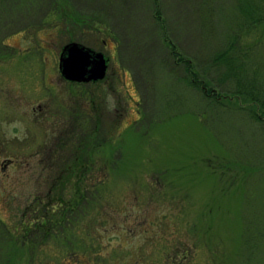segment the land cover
Instances as JSON below:
<instances>
[{
  "label": "rangeland",
  "instance_id": "rangeland-1",
  "mask_svg": "<svg viewBox=\"0 0 264 264\" xmlns=\"http://www.w3.org/2000/svg\"><path fill=\"white\" fill-rule=\"evenodd\" d=\"M5 2L25 17L20 29L0 17V264H264V115L224 90L234 76L210 58L241 35L236 0ZM244 40L264 86V23ZM71 41L104 53L103 79L62 78ZM170 42L188 61H170ZM72 114L87 120L83 142L43 169ZM80 190L65 216L56 205ZM38 218L35 247L20 249L23 223Z\"/></svg>",
  "mask_w": 264,
  "mask_h": 264
},
{
  "label": "trees",
  "instance_id": "trees-1",
  "mask_svg": "<svg viewBox=\"0 0 264 264\" xmlns=\"http://www.w3.org/2000/svg\"><path fill=\"white\" fill-rule=\"evenodd\" d=\"M5 1L6 0H2V3L0 4V10H1L0 17L1 18L3 17L1 21V27H3V24L9 25L8 23L10 22L14 23L17 21V23H15L14 26L17 25L16 28L18 27V29H20L21 28L20 23L22 22L25 16L22 14H18L16 17L10 15L9 11L5 10L3 7L7 5ZM236 8L240 11V17L242 21L240 22L241 26L239 28L241 35L238 36L236 34H233L230 38V41H227L226 46L220 49L219 52L218 50L215 51L213 55L210 56V58H212V65H216L219 68L220 67L223 68V71H224L222 75L223 80H229L232 76H234L235 81H233L234 83L233 88L228 90V88L230 87L227 86V88H225L224 90H227V93H230V95L242 94V95H245L246 97H250L251 101L259 105V110L264 115V86L262 84L260 85L258 84V81H256V77L254 75L255 73H258L259 70L258 68L256 70H253L252 68V71H253L252 73L254 74H251V73H248L249 70L245 66V64L248 63L249 61L252 67H254V64H256L255 62L251 63L252 62L251 60L254 59L253 47L251 45L244 47L245 49L241 47L246 44L245 43L246 40L244 39L246 38L247 34L257 29L260 24L264 23V0H257V2L253 0H236ZM97 15L98 14L96 13H92V19L95 21L94 25H97L96 29L99 31V33L101 32V30L105 32V30L101 28V25H100L101 23L100 21H98ZM85 22L89 26H91L92 24V22L85 20V18H78V20H75V23H79V24H85ZM108 28H107V32H109ZM245 29L247 30L244 31ZM1 43L4 44L3 42ZM254 43H256V41L253 42L252 45ZM120 44L122 46V42ZM170 46L171 47L169 49V52L167 53L170 61L174 62L175 58L180 61L184 59L188 61L186 59V56L182 48L179 47L178 49L177 48L175 49L176 45H173L171 42H170ZM213 60L217 62H214ZM187 74L189 77L188 79L189 81L191 77H193L196 80L201 78L198 72L193 71V70L191 71L190 69L188 70ZM247 74L250 75L251 78L247 77ZM206 78H207V83H205V87H207V89L209 90L208 92L215 91L211 86L209 87V79H212V78H209L208 75H206ZM191 82L193 83V80H191ZM217 83H219V81H217ZM258 85L261 86V88ZM205 94L207 93H204V95ZM225 96L227 95L224 94V97ZM206 98H209V96H206ZM255 116L259 120V116L257 115ZM86 121L87 120L83 117V115L80 118L77 114H72L70 118L67 116L65 121L62 124L60 123V127H59L60 133L58 134L56 138L53 137L54 141L50 143L51 145H49L52 147L51 149L48 150V154H50L51 156L49 157L44 152L43 153L44 157L41 158V162H44L42 163L44 166L43 169L46 168L49 171H53L54 162L62 161V160H58L62 156L61 154L62 147L64 146L68 147V144L69 146H72V144L73 146L74 144L76 146L83 142V137L85 136V133H83V125ZM63 126H65L66 128L62 129ZM77 129H81V133L77 138L74 139V134H78V133H74ZM64 135H65L67 144L61 143V140L64 139ZM67 135H71V136H67ZM45 151H46V148H45ZM67 153L69 156L71 155L69 151H67ZM75 158L78 159V157H75ZM67 161H69V159H67ZM56 176L58 178L62 177L60 173L58 172L55 173L54 177ZM74 193L75 194L73 198H70V200H66L64 204L59 202L56 205L57 207H61L64 209L65 216L69 212H73V213L76 212L77 206L80 203L81 204L84 203L86 199L85 190H80V192L75 191ZM60 213H63L61 209H60ZM43 228H44V221H41L39 218L31 220L30 223L24 222L22 231L20 233V236L23 239V241L21 242L20 249H24L27 252L33 250V248L36 245L34 236L40 230H43ZM36 230H39V231H36ZM131 231H133V229ZM253 243L254 241L250 242L249 246L247 247V249L252 251V253L254 252V249H255L254 247L255 243L254 244ZM15 244H17V241L14 243H10L12 247L16 248ZM15 260H16L15 257L6 259V262L4 264H28L25 261L15 262ZM186 261H188V256H182L179 260V264H183Z\"/></svg>",
  "mask_w": 264,
  "mask_h": 264
},
{
  "label": "water",
  "instance_id": "water-1",
  "mask_svg": "<svg viewBox=\"0 0 264 264\" xmlns=\"http://www.w3.org/2000/svg\"><path fill=\"white\" fill-rule=\"evenodd\" d=\"M58 67L66 79L86 82L102 78L105 75L106 62L101 51L72 41L62 47Z\"/></svg>",
  "mask_w": 264,
  "mask_h": 264
}]
</instances>
